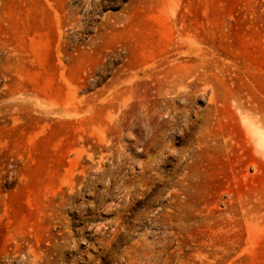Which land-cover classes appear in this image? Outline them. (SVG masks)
<instances>
[{
  "label": "rangeland",
  "instance_id": "rangeland-1",
  "mask_svg": "<svg viewBox=\"0 0 264 264\" xmlns=\"http://www.w3.org/2000/svg\"><path fill=\"white\" fill-rule=\"evenodd\" d=\"M175 58L188 98L135 85ZM149 242L264 264V0H0V264H148Z\"/></svg>",
  "mask_w": 264,
  "mask_h": 264
},
{
  "label": "bare ground",
  "instance_id": "bare-ground-1",
  "mask_svg": "<svg viewBox=\"0 0 264 264\" xmlns=\"http://www.w3.org/2000/svg\"><path fill=\"white\" fill-rule=\"evenodd\" d=\"M184 40L185 39H183L182 37L179 38L177 41L174 40L175 41L174 43H176V44L175 45L173 44V46H175L177 49L178 48L180 49V47L183 48L184 47V43H185ZM187 46L188 45H185L186 48L183 49L182 51L178 49L179 50L178 52H180V53L184 52L187 55L188 54L192 55V57L189 58V60H191V61L193 60L194 62H196V60H197L196 53H193L192 49L189 48L190 46H188V47ZM192 58H195V59H192ZM161 60L160 61L158 60V63L155 62V61H153L151 63H147V64L144 63L143 69L141 68L142 69V74H137L138 70H136L137 72L135 74L131 75L133 81H135V85L136 86H145L146 84H148L149 80H155V84L159 85L158 90H157L158 92L156 91L155 93L159 94L160 93L159 88L161 86L162 87L165 86V87L168 88V90L170 92H172L171 94H174V95L178 96V95H180L182 93V94L185 95V98H188V95H186V90L184 89L183 86H186L184 84V80H185V78L188 75H190V72L193 69L192 65L185 67V63H183L181 65L180 62L177 60V58L173 59L172 61L170 59L171 62H169V60H167L169 62L168 64H164L165 62L163 63ZM163 60H165V59H163ZM195 64L193 66H195ZM182 84H184V85L181 86ZM187 85H189V83H187ZM147 91L148 90L144 89V94H143L144 97L146 96L145 94L147 93ZM173 97H175V96H173ZM173 97L170 96V97H167V98H168V100L171 101V100H173ZM172 109L175 110L176 108L173 107ZM168 114H171V116H172V114H173V116H176L177 112L176 113L172 112V113H168ZM205 140H207V139H205ZM119 218H121V215H120ZM149 248H150V252L149 253L148 252H142L141 253V257L145 256L146 259H147V263L148 264H165L164 262L161 263V260L159 259L160 255H161V249L160 250L155 249L153 242L150 243V247ZM161 248L163 249V247H161ZM162 252H164V250ZM154 254H156V260L155 261L151 260V256L154 255ZM34 256L37 257L36 254ZM35 260H36V258H35Z\"/></svg>",
  "mask_w": 264,
  "mask_h": 264
}]
</instances>
